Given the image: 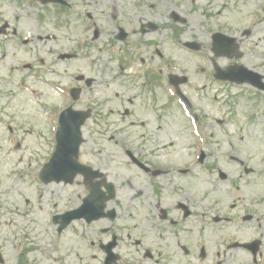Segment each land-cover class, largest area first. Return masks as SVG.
I'll return each mask as SVG.
<instances>
[{"label":"flooded vegetation","instance_id":"af4514ba","mask_svg":"<svg viewBox=\"0 0 264 264\" xmlns=\"http://www.w3.org/2000/svg\"><path fill=\"white\" fill-rule=\"evenodd\" d=\"M196 1L191 0L190 7L192 10L199 8L207 24L202 34L206 40H203L200 51L206 54L209 65L202 67L200 73L209 83L202 87L210 89L219 84L224 89L239 90L240 98L250 106L236 124L240 138L237 142L225 139V144L219 145L215 139L211 142L215 134L208 132L198 114H194V119L199 121L197 132L200 137L197 140L191 138L180 146L169 138L161 139L165 130L160 114H151L149 118L142 116L136 126L127 109V116L115 113V107L120 103L131 105L140 97L144 103L149 100L160 102L163 83H169L172 71V60L163 64V59H171L172 51L162 47L161 36L171 41L178 39V23L186 22V18L179 12L178 0H92L89 5L82 6L83 13L89 16L91 23L107 26L98 35L100 48L92 52L107 58L111 65L107 75L101 73L97 76L101 80L107 77L108 83L102 84L104 91L95 92L97 96L102 95L95 102L109 104L112 109L108 118L123 121L121 126L147 130L146 143L140 159L134 162L131 176H121L114 168L110 175L106 170V176L116 185L117 198L106 204L104 212L108 213L107 217L91 222L79 219L76 229L57 233L60 237L69 234L65 245L60 246L78 244L80 249L76 248L77 252L69 250L61 257L34 255V225L19 229L12 221L8 225L10 234L3 235L0 231V249L10 256H6L2 264H212L209 256L212 230L219 237L225 234L222 237L224 242L231 239V250L216 251L218 260L215 264H264V175L251 156L252 150L259 146L256 142L263 139L260 145L263 147L261 158L264 157V45H261L264 40V0H221L219 26L213 25L219 18L211 13L215 1L206 0L199 6ZM81 17L85 18L83 14ZM12 18L15 42L20 31L24 27L31 29V24L27 17L15 11ZM36 30L39 36L33 41L45 40L42 27H32L33 32ZM80 30L84 32L88 27L82 23ZM152 33L156 36L151 37ZM216 33L221 35L220 55L215 51L213 37ZM1 44L2 35L0 48ZM253 58H258L260 64H252ZM216 60L228 78L236 79L235 83L216 79L213 63ZM241 63L253 72L231 68ZM228 70L233 74L225 73ZM185 76L187 81L182 85L183 91L194 99V94L188 90L192 87H188L189 77ZM60 77L71 80L65 70ZM92 79L97 85L96 77ZM28 80L36 85L44 81V77L30 75ZM169 89L174 94L172 88ZM130 90L131 95L128 94ZM12 97L0 96L1 118L7 116L3 110L9 109L11 102L7 101ZM4 99L9 103L5 108L2 107ZM98 106L97 102L96 110ZM106 114L96 113V118L101 119ZM125 119L129 122L124 123ZM255 122L260 126L262 137L252 141L251 127ZM218 124L228 126V118L222 122L218 120ZM173 125L171 123L170 127L175 128L176 123ZM102 130L100 125L99 132ZM186 131L190 138L192 129ZM224 132L226 137L234 135L233 129ZM3 135L0 128V153L5 141ZM101 180L97 179L95 184ZM224 181L230 183L226 192L221 197L211 194V184ZM215 216L221 219L217 221ZM214 226L218 228L214 229ZM253 241L258 242L257 248ZM251 242L256 248L255 253L248 248ZM51 243L56 247L59 245L58 240ZM203 249H206L205 257L201 256Z\"/></svg>","mask_w":264,"mask_h":264},{"label":"rangeland","instance_id":"374dc122","mask_svg":"<svg viewBox=\"0 0 264 264\" xmlns=\"http://www.w3.org/2000/svg\"><path fill=\"white\" fill-rule=\"evenodd\" d=\"M204 1L206 0H197L196 2L199 6V4L200 3L203 4ZM214 1L215 2H214L213 10L211 13L213 16L219 18V20L214 21L213 25L219 26L220 20H221L220 15L222 14V9L220 10V8L222 7L221 6L222 3H221V0H214ZM190 5H191V0H178L179 12L183 17L186 18V22L184 23L179 22L178 26L180 28H184L185 30H188L186 31L187 35L185 34L182 37L184 40L186 38L187 39H198L201 42L203 40H206L202 36V34L204 33V30L207 29V24L202 19L203 17H205V15L203 14L202 11L199 12V10L195 12V10L199 8H195L194 10H192ZM232 13L234 12L232 11ZM233 15L234 14H232V16ZM34 17L38 20V23L35 24L34 26H37L38 28L40 25H42L40 23L41 16L39 15V19H38V16H34ZM233 18L234 17H232L231 20ZM46 22L43 24L45 27L44 34L50 36V39H49L50 41H46L45 46H44V51H42V48H41L39 51V55H40V58H42L43 56L46 57L49 63L53 61L56 62V64L52 65V67L58 71H61L66 65L58 61L59 54L64 50L65 48L64 45L66 44L72 45L73 41L69 42V40L67 39L68 35L65 32L59 31L55 29V27H52L51 25H47ZM84 23L87 24V21L84 20ZM98 28L101 32L107 29V26L99 25ZM63 35L66 36V39L63 38ZM150 36L154 37L156 36V33H152ZM161 37H162V40H161L162 47L166 48L167 50L172 51L171 58L175 61V63L174 62L172 63L174 67H177L178 71H184V69H186V72L189 71L186 74H189L191 77H195V79L191 80V83L189 84V86H192V87L188 88V90H191L195 96L194 101L196 103L197 111H198V114L201 118V122L204 125V127L207 128L208 132H212L213 134H215L214 139L216 140V143L218 145L225 144L224 142L225 139L229 140V142H234V141L237 142L241 134L238 131V126L236 124L238 123V119L241 117V115L245 114L246 107L247 108L250 107L248 103L245 102L242 98H240V96L236 92L238 91L237 89H232L228 93L227 96L225 94L221 95L222 97H225L223 101L221 99H218L216 101L213 97V91L215 88L214 89H204L202 86L205 83H209V81L205 79L203 75L198 74L199 76H197L193 72L194 68L199 65H209L207 58L204 56V52L199 53V54L190 53L186 49H184V47L181 46V44L178 43L176 39H173L171 41V40H166L167 38L166 36L162 35ZM99 38L100 37L98 36V39ZM261 45H264V40L261 41ZM259 59H261V57H259ZM257 60L258 58L256 59L253 58L252 64H260ZM262 60H264V58ZM48 61H45V62L47 63ZM87 62L89 63V60L87 61L74 60L71 62L69 61V63L67 64V67L70 69V71L73 72L74 70H76V68H79L81 66H85L88 68L89 64ZM263 64H264V61H263ZM51 79L53 80V78ZM57 80L63 81L61 77H57ZM94 88H97V86ZM42 90L45 95L43 98L37 97V99H34L32 95L29 96L28 93L26 94V92H24V94L21 97L12 101L11 108L4 110L6 114H9L10 116L14 118V120L17 121L18 125L21 124L24 127L31 128L32 131L28 132V134L24 136V141L22 144L23 147L18 152V155L22 158H25L28 154L32 153L33 150H35L36 156H34V159H33L34 165L37 163H40V165H42V163H44L47 160L48 156L52 155L54 148H55V143L52 142L54 141V136H55V131H53L52 125L54 124L56 117L51 116V118L54 119V122L47 121L46 123L45 113L50 112L47 108L52 109L57 104L63 107L69 104L68 99H63V100L60 99L59 98L60 95H58V93H56L50 86H45ZM89 92H91V88H86L85 94H83L85 95V98H83L80 103L81 108L83 109L96 108V104L98 102L99 106L97 107V110L95 109L97 113L102 114V113H109L111 111L109 104L102 103L101 101H98V100H96L95 105L92 106L86 97L90 95ZM19 94L20 92L18 93V95ZM128 94L129 95L132 94L131 90ZM162 100H164V97ZM42 101H44L45 103L44 106L40 105ZM7 102L10 103L11 100H8ZM3 105L5 106V102H3ZM70 105H73L72 101L70 102ZM136 109L138 112H141V113L149 114V112H152L150 105L148 107V110H146V112H144L145 109H144L143 104H137ZM118 112H121V111H118ZM173 112H174L173 115H168L164 117L162 124H163V129L165 130V134H164V138L162 137V135L160 137L162 140L169 138L170 140H173L176 145L183 146L186 144L188 140L186 128L182 125L185 123L177 109L174 108ZM16 115H18V117ZM226 118H229L228 126L224 124H218V120L222 122L226 120ZM101 123H102V120L100 118H96V116L93 115L92 118H89V120L87 121L83 129L85 132L84 136L86 138V143L83 146V150L85 147V152H86V155H84L85 161L90 162L88 159H86V157L90 158L92 147L94 146L95 148V143L92 140V135L96 136V134L98 133L97 130H99V126L101 125ZM109 123H111V121H109ZM171 123L174 124L173 126H175V123H176L175 128L177 130L175 128L170 127ZM254 125L255 126L251 127L252 134L250 135V139L252 141H257L260 139V136L262 137V133H261V129H259L260 126L258 125V123L255 122ZM114 127L116 126L110 125L107 129L112 131L111 129H113ZM228 128L233 129V132H234L233 137H226L224 135L225 134L224 130ZM102 137H104L103 133L100 134L101 139ZM106 137L108 138V136ZM115 139H117V137H115ZM124 139H126L128 143H131V142H135L139 138L135 136L134 139L128 138V137H124ZM169 139H167L166 141H170ZM100 143L103 144L104 147L107 148V153L109 155L115 156L111 158L113 161L114 160L116 162L123 161L124 157L119 151L120 148L116 146L117 142L107 143L106 141H100ZM246 143H247V140L244 142V144ZM262 143H263V139L260 143L256 142V145H259V146L254 148V150H252L251 156L254 158V162L259 166L260 172L264 175V161H262L261 159L263 147H261L260 145ZM181 153L185 154V152H182V151ZM121 168L123 172L117 170L118 172H121L120 174L121 176H131L132 172L134 171V169H129V167H121ZM55 187L56 186H52L51 189L53 190ZM228 187H230L229 182H226L225 184H222V183L220 184L219 182L215 188L217 189L214 192L215 195L220 196L221 194L226 192L225 189ZM258 192H259V189H258ZM33 200L35 201V199ZM24 205L28 207L24 208L23 210H35L34 213L37 214V218L40 220L44 218V216L46 215L47 209L49 208V206H46L45 209H42L44 205L39 206L37 204L34 206H29V204H24Z\"/></svg>","mask_w":264,"mask_h":264},{"label":"water","instance_id":"95a60500","mask_svg":"<svg viewBox=\"0 0 264 264\" xmlns=\"http://www.w3.org/2000/svg\"><path fill=\"white\" fill-rule=\"evenodd\" d=\"M61 130H62V135H64L65 134V132L63 131V129L61 128ZM65 131L67 130V129H64Z\"/></svg>","mask_w":264,"mask_h":264}]
</instances>
